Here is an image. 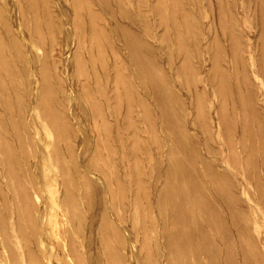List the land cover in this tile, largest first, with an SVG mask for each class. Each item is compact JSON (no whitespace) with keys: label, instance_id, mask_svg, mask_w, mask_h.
<instances>
[{"label":"rangeland","instance_id":"rangeland-1","mask_svg":"<svg viewBox=\"0 0 264 264\" xmlns=\"http://www.w3.org/2000/svg\"><path fill=\"white\" fill-rule=\"evenodd\" d=\"M54 1L0 0V71H7L0 86V240L15 264H67L62 249L48 261L31 260L44 239L60 244L65 222L54 206L43 221L40 208L51 207L58 189L81 203L77 167H68L67 182L58 185L45 177L50 161L39 150L36 169L23 164L20 57L3 25L19 38L25 62L17 17L27 34L39 35L32 53L48 80L42 99L55 107L59 60L50 50L56 43L67 49L69 38ZM60 2L88 35L71 78L92 100L110 96L119 116L104 122L103 148L88 160L111 178L122 222L139 247L133 251L121 229L103 228L104 220L87 211L70 237L73 255L82 264H264V0ZM122 28L134 38L130 45ZM141 63L148 94L140 104V87L130 82ZM41 124L38 146L57 137ZM87 190L93 194L90 182ZM96 203L88 197L90 207Z\"/></svg>","mask_w":264,"mask_h":264},{"label":"bare ground","instance_id":"bare-ground-1","mask_svg":"<svg viewBox=\"0 0 264 264\" xmlns=\"http://www.w3.org/2000/svg\"><path fill=\"white\" fill-rule=\"evenodd\" d=\"M54 2H56L55 4H57V8L61 16L63 30L69 38L67 49H64L62 45L56 43L55 45H53L52 50H50V53L58 57L59 60L57 74L60 79V83H57L58 99L55 107H51L46 100L42 99L49 88V85L47 84L48 80L46 79L47 77L45 70H41V68L39 69V66L37 65V59H35L32 53L33 43L37 42L36 38H38L39 35L34 33L32 35L27 34L22 17L20 15L19 17H17L15 25L17 27V30L19 29V33L22 36V45L27 48L26 50L28 53H26V55H28L27 61H22V57L17 50V46L19 45L20 40L15 36L14 32L3 20L6 41L9 42L10 46L14 47H10L12 52L16 53L20 57V61H18L17 63V70L19 73L18 76L20 77L23 84L22 91L24 92V94L20 98L21 109L19 111V117L22 120V126L25 130L24 132H26V134L28 135L25 140V149H22L23 164L28 169H36V164L33 163L32 158L35 155H38L40 157L39 153L41 152L43 157L49 158L50 166L46 171L43 172H46L45 177L48 176L49 178H51V182H54L55 184L58 183V185H61V183L64 184V181L67 182L68 178H66V175H64V173H68L69 168L71 171L73 166L79 169L77 171V175L83 179V181L81 179L82 184L79 191L81 201L80 204L72 202L70 195H68L66 191L65 193H60L58 189L56 196H53L51 198V200L54 202L51 203V207L49 208L47 204H43L42 208H40V215L43 221L48 218L49 213L52 216V207L54 206L56 211L63 213L65 222L64 226H62V232H60V235H58L60 236L61 240L60 244L54 242V244L50 243L49 245L48 241L43 238L45 236L42 235V240H44L39 243V246L37 248L38 250L36 251L35 255L31 257V260L35 263L45 262L46 260L48 261L50 259V254L54 251V249H62L66 254L67 264H82L81 258H76L73 255L74 248L72 247V245L74 242L71 241L70 237L71 234L77 233L79 224L82 225V215L87 211L91 212L93 215L99 216L104 220L105 224L102 225L103 228L114 226V228L121 229L123 231V234L128 237L133 251L138 252L139 247L137 246V241L134 237H132L130 231L127 230L124 226L121 219L123 217V214L121 215L119 212V207L115 199V193L112 189L109 188V180L107 178L110 177L102 176V171L100 168L101 166L98 165V163L94 160L91 163L88 160L89 153L95 155L103 148V145L101 143V138L103 136L101 127L104 126V122L113 121L114 119L118 120L119 116L117 115V113H113L112 115L111 107L113 106L110 103V96L106 97L104 94H100L103 98H105L104 101L99 102L92 100L89 98L87 92L85 90L79 89L78 85H76V82L71 78L72 73H74V57H76V55L81 51H85L88 35L79 30L78 27L73 23L72 19L67 16V14L65 13V6L60 2V0H55ZM31 4L32 3H30V5ZM16 9H18V7H16ZM121 31L122 41H124V43H126L127 45L133 43L134 38H130L124 28H122ZM2 71L4 75H7V71H0V86L2 84V77H4ZM138 72L139 73L134 72V75L131 76L132 78H134V80L130 82V84L134 85L135 91L137 87H140V91L137 92V94L139 97V102L141 104L142 102H146L148 94V86L144 73L145 70L143 63H141ZM63 85L65 86V88L63 87ZM105 101L107 102V106L104 105ZM139 116L140 122L142 123L144 128H146V122L148 121V119L145 111L142 110V113L139 114ZM42 122L44 123L46 128L47 126H53L55 128L57 137H55L50 143L47 141L42 146H38L37 135L41 131ZM28 124H32L31 127H29ZM28 127L31 129H28ZM28 146H34V149L33 147L32 149H29ZM38 150L40 152L37 154ZM63 176H65L64 180L62 179ZM89 182L93 186V194L90 195L87 190ZM102 185L104 187H102ZM89 196L92 198L93 196H96L97 203L95 207H90V205L88 204ZM55 201H58V203ZM76 244L81 247V240L77 241ZM261 246L263 245L261 244ZM30 256L31 254L29 253L28 257ZM14 261V257L11 254L8 246L6 245L5 240H0V264H15ZM144 262L146 264H150L148 258L144 260Z\"/></svg>","mask_w":264,"mask_h":264}]
</instances>
